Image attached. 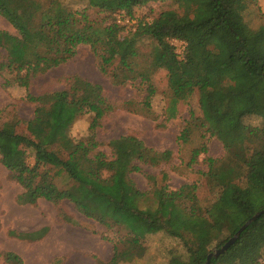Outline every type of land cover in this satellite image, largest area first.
I'll use <instances>...</instances> for the list:
<instances>
[{"label": "trees", "instance_id": "obj_1", "mask_svg": "<svg viewBox=\"0 0 264 264\" xmlns=\"http://www.w3.org/2000/svg\"><path fill=\"white\" fill-rule=\"evenodd\" d=\"M157 1L166 0H88L89 7L101 14L91 18L88 10L71 9L62 0H0V16L36 54L34 61L19 62L0 52L4 87L29 89L36 76L68 62L80 45H88L100 70L115 84L139 80L144 85L142 101L125 102L134 113L153 112L151 99L157 92L153 75L160 69L172 90L166 120L177 116L181 100L198 94L201 113L190 112L191 119L178 136L182 144L190 143L194 133L200 137L188 167L207 151L209 138L220 140L227 151L222 159L208 157V168L197 170V181L176 189L162 184L142 190L129 172L115 166L122 156L107 161L99 148L97 129L116 108L100 83L72 75L61 89L29 92L27 98L37 103L34 116L0 126V160L24 189L18 198L21 203L36 204L43 198L57 205L69 200L80 213L107 228L127 230L128 236L114 244L110 261L103 264L142 257L143 239L159 230L184 244L188 257L177 264H206L214 246L220 248L264 209V18L254 28L245 17L256 0H174L183 13L165 10L151 21L136 16L137 8ZM58 7L68 12L58 13ZM135 19L130 28L126 21ZM8 36L0 29V47H6ZM143 37L152 41L149 54L139 46ZM172 38L186 41L183 55L176 53ZM85 113L92 114L88 135L80 139L65 135L68 142L58 138L60 129L66 130ZM252 115L262 119L261 125L245 121ZM256 140L260 143L254 144ZM112 143L127 144L128 158L154 167L173 156L171 150L154 149L136 135ZM138 162L131 171L141 169ZM104 168L110 175L102 178L98 173ZM63 176L66 183L60 186L57 178ZM168 177L163 173V179ZM201 184L214 195L209 204L198 195ZM63 218L73 221L67 215ZM48 229L9 233L35 241ZM4 256L8 264H24L13 251ZM263 263L264 212L209 264Z\"/></svg>", "mask_w": 264, "mask_h": 264}, {"label": "rangeland", "instance_id": "obj_2", "mask_svg": "<svg viewBox=\"0 0 264 264\" xmlns=\"http://www.w3.org/2000/svg\"><path fill=\"white\" fill-rule=\"evenodd\" d=\"M62 1L71 9L88 10L91 18L101 17L96 9L89 7L88 0ZM262 1L264 0H256L252 3L245 16L254 28H257L260 20L264 18ZM171 9H177L180 13L184 12V8L179 7L174 0H166L150 2L146 6L137 8L135 13L138 18L151 21L162 11ZM57 12L67 13L68 11L58 7ZM136 21L135 19L126 22L131 28ZM0 29L9 33L5 42L6 47H0V52L4 56L10 53L19 62H31L36 59L34 48L21 42L17 30L1 16ZM139 46L149 54L153 44L151 39L143 37L139 41ZM140 64L141 66L146 65L143 61ZM72 75H79L100 83L105 94L115 103V110L97 129V137L101 142L99 148L104 152L107 161H117L122 156L123 159L115 166L129 172L130 177L140 189L149 190L154 185L162 184L168 185L169 189L179 188L185 183L198 180L197 170L208 168V157L222 159L227 156L223 143L212 137L208 139L207 151L199 155L192 167H188L187 162L191 150L200 143V137L194 133L190 143L182 144L178 136L190 121V112L201 113L198 94L195 92L188 100H181L177 105V116L166 120V109L171 101L172 90L166 72L160 69L153 75V83L157 90L151 99L153 112L151 114L134 113L127 109L125 102L132 100L139 103L142 101L145 95L144 85L139 83V80L125 85L115 84L110 76L100 70L98 59L88 45H80L77 54L68 62L36 76L29 89L17 85L4 87L3 74L0 73V126L5 121L31 119L37 103L27 98L28 93L37 95L61 89L69 82ZM129 108L135 109V106L129 104ZM91 115V113H85L66 130L60 129L58 138L68 142L64 139L65 135L75 139L88 135ZM245 121L250 125H261L262 123V119L254 115L247 116ZM23 126V123L20 124L18 129L20 130ZM125 135H136L148 146L157 150L169 149L173 156L168 162L155 167L139 163L127 157L129 152L127 144L112 143ZM255 142L254 144L260 143L259 140ZM137 162L141 169L131 171L132 164ZM30 163H33V159H30ZM98 167L100 168L96 166ZM163 173H168L167 180L163 179ZM98 174L105 178L110 175V172L104 168L102 174L101 172ZM152 175H156L157 178ZM65 181L64 176L57 178L60 186H64ZM23 191V187L10 177V172L0 160V264H8L4 256L5 251L19 254L24 264H54L56 262L57 264H103L110 261L114 252V244L128 236L127 230L123 228L116 226L109 229L86 217L69 200H63L57 205L43 198L39 199L36 204L21 203L18 198ZM198 195L203 204H209L214 196L203 184L198 189ZM63 215L71 217L73 221L65 220ZM43 227L49 228L47 233L35 241L20 239L9 233L11 230L36 231ZM130 234L135 235V232ZM143 244L145 251L142 257L131 261H121L119 264H177L180 259L188 257L182 241L161 230L147 233ZM216 249L214 246L213 251Z\"/></svg>", "mask_w": 264, "mask_h": 264}, {"label": "water", "instance_id": "obj_3", "mask_svg": "<svg viewBox=\"0 0 264 264\" xmlns=\"http://www.w3.org/2000/svg\"><path fill=\"white\" fill-rule=\"evenodd\" d=\"M264 212V209L258 211L256 214H254L250 219H248L241 227L240 229L235 233L234 236H232L224 245H222L220 248H217L215 251L210 253L208 256L206 264H209L211 261L212 256H218L224 251H226L241 235L242 231L248 227V225L253 222L256 218H258L262 213Z\"/></svg>", "mask_w": 264, "mask_h": 264}, {"label": "built area", "instance_id": "obj_4", "mask_svg": "<svg viewBox=\"0 0 264 264\" xmlns=\"http://www.w3.org/2000/svg\"><path fill=\"white\" fill-rule=\"evenodd\" d=\"M170 42L175 47V51L178 55H183V53L186 50V41L178 38H172L170 39ZM264 264V263H263Z\"/></svg>", "mask_w": 264, "mask_h": 264}, {"label": "crops", "instance_id": "obj_5", "mask_svg": "<svg viewBox=\"0 0 264 264\" xmlns=\"http://www.w3.org/2000/svg\"><path fill=\"white\" fill-rule=\"evenodd\" d=\"M264 4V1H262V5ZM2 17V16H1ZM8 22V21H7ZM9 23V22H8Z\"/></svg>", "mask_w": 264, "mask_h": 264}]
</instances>
